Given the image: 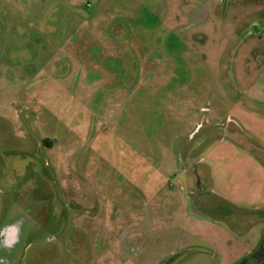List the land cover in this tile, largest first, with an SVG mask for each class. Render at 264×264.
I'll use <instances>...</instances> for the list:
<instances>
[{"label":"rangeland","instance_id":"1","mask_svg":"<svg viewBox=\"0 0 264 264\" xmlns=\"http://www.w3.org/2000/svg\"><path fill=\"white\" fill-rule=\"evenodd\" d=\"M262 238L264 0H0V264Z\"/></svg>","mask_w":264,"mask_h":264},{"label":"flooded vegetation","instance_id":"2","mask_svg":"<svg viewBox=\"0 0 264 264\" xmlns=\"http://www.w3.org/2000/svg\"><path fill=\"white\" fill-rule=\"evenodd\" d=\"M238 264H264V238L254 250L249 251Z\"/></svg>","mask_w":264,"mask_h":264}]
</instances>
